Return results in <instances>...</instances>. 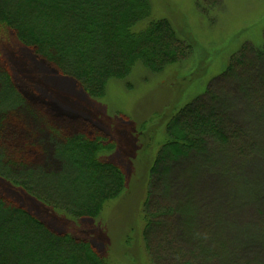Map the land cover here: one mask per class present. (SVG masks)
<instances>
[{
    "label": "trees",
    "instance_id": "trees-1",
    "mask_svg": "<svg viewBox=\"0 0 264 264\" xmlns=\"http://www.w3.org/2000/svg\"><path fill=\"white\" fill-rule=\"evenodd\" d=\"M154 9L153 0H0V49L12 38L52 74L73 81L89 99L104 101L112 82L131 89L136 71L161 78L196 56L185 31ZM205 62L199 60L195 70H203ZM246 67L251 83L248 78L239 80ZM192 74L180 80L184 87L170 80L172 86L160 88L169 94L174 89L177 95L171 106L153 114L162 126V140L155 141L154 151L151 146L160 126L147 129L144 122L135 131L142 158L130 171H135L132 180L113 160L118 148L114 140L15 81L0 55V182L28 201L26 206L0 192V264H125L121 256L95 243L92 235L58 231L32 208L95 223L131 197L138 212L126 245L140 243L152 264H199L194 251L176 248L170 238L160 242L164 262L155 261L152 247V232L164 228L167 218H179L187 231L194 228L193 205L174 209L152 200L171 165L182 162L190 163L195 173L212 171L238 181L239 190L260 207L264 175L252 176L243 163L232 169L240 157L249 158L259 149L228 118L230 110L242 106V98L218 95L206 87L208 79L197 83ZM216 76L232 80L243 94L250 83L243 104L264 132V102L259 103L264 94V38L260 45L239 43ZM262 241L242 244L253 264H264ZM220 245L226 252L225 243ZM227 258L222 264H235L233 256Z\"/></svg>",
    "mask_w": 264,
    "mask_h": 264
},
{
    "label": "rangeland",
    "instance_id": "rangeland-1",
    "mask_svg": "<svg viewBox=\"0 0 264 264\" xmlns=\"http://www.w3.org/2000/svg\"><path fill=\"white\" fill-rule=\"evenodd\" d=\"M153 1L157 16L162 13L161 16L169 18L179 30L185 31L184 34L190 39L198 58L192 56L190 60L178 64L161 78L148 75L143 70L136 71L131 77V89L112 82L104 101L89 99L73 81L52 74L47 67L33 58L28 49L12 38L3 43L0 49L1 58L15 81L32 87L46 101L57 103L67 113L81 117L114 140L118 148L112 155L113 160L128 172L131 178L134 177L135 171H130L135 170L136 164L142 158L138 149L141 142L136 143L135 131L138 129L137 132H139L144 122H147V129L160 126L158 120L153 118V114L171 106L177 95L174 89H171L172 94H169L160 88L166 89L167 86H172L170 80H174V85H177L182 78L190 79V72H193L195 74L192 75L198 81L197 83L204 78L208 79L206 87L213 89L216 94L242 98L240 99L242 106L230 110L228 118L244 131L245 140L249 142L254 139L259 149L255 150L249 158L240 157L232 169L236 167L240 169L243 163L251 168L252 176L256 173L264 175V156L262 155L264 154V132L256 127L243 104L245 103L244 94L250 93L247 92L252 82L250 70L246 73L248 69L246 67L244 71L240 70L241 74L238 75L239 80L248 78L250 81L244 94L241 93L239 86L231 83L232 80L222 79L219 76L213 78V75L222 72L225 68L231 52L239 43L242 44L243 41H249L254 45L262 43L264 0ZM199 60L206 61L203 70H195V64L199 65ZM246 60V65H249L250 60ZM183 82L180 81L182 87L185 86L182 85ZM197 83L187 85L194 87ZM190 91L191 89L188 90ZM251 97L254 98V95ZM263 102L264 94L259 95V103ZM147 129L143 132L144 134ZM157 132L156 140L151 146L153 151L157 146L155 141L159 143L162 140V126L157 129ZM240 145L242 146L241 143ZM238 183L224 175H214L212 171L195 173L190 163L171 165L168 176L154 189L152 200L174 209L193 205L196 211L194 228L187 231L181 227L182 221L179 218L175 216L167 218L165 227L151 234L155 261L163 260L164 262L167 259L166 253L163 254L161 251L160 242L170 238L176 248L194 251L197 260L195 261L199 264L209 262L222 264L226 261L224 259L226 255L228 258L233 256L235 264H253L250 261L251 256L242 252V244L245 240L248 243L263 242L264 202L258 207L255 199L252 200L239 190ZM0 186V192L3 195L28 205V201L18 192L1 182ZM132 200L136 199L131 197L129 202L109 209L105 212L103 219L95 223L72 221L47 209L32 208V210H37L41 218L58 231L66 230L74 235H92L95 243L101 247L106 246L112 255L116 253L121 256L125 264H152L148 253L140 243L135 246L124 243L138 212V204H133ZM220 243H225L226 252ZM262 247L260 246V250L264 249ZM205 252L209 255L207 256ZM210 255L213 256L211 259Z\"/></svg>",
    "mask_w": 264,
    "mask_h": 264
}]
</instances>
